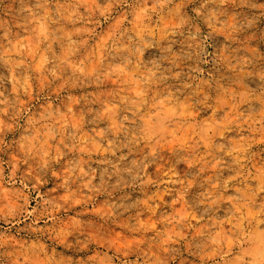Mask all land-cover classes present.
<instances>
[{"label":"rangeland","instance_id":"obj_1","mask_svg":"<svg viewBox=\"0 0 264 264\" xmlns=\"http://www.w3.org/2000/svg\"><path fill=\"white\" fill-rule=\"evenodd\" d=\"M0 264H264V0H0Z\"/></svg>","mask_w":264,"mask_h":264}]
</instances>
